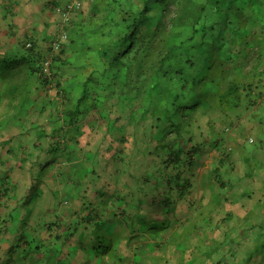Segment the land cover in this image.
Instances as JSON below:
<instances>
[{
	"label": "trees",
	"instance_id": "obj_1",
	"mask_svg": "<svg viewBox=\"0 0 264 264\" xmlns=\"http://www.w3.org/2000/svg\"><path fill=\"white\" fill-rule=\"evenodd\" d=\"M170 1L174 3L176 0H94L90 23L75 21L74 27L69 29L75 37L69 39V43H63L62 49L64 52L67 44L73 48L69 60L82 72L69 79L71 84L63 88L70 96L65 105V121L73 122L102 105L105 108L112 94L117 99L114 105L130 109V119L136 123L142 122L146 117L140 118L139 115L147 112L155 118L153 129L157 133L150 137L156 139L154 152L159 154L160 166L154 173L147 174L146 179L154 183L157 191L166 187L161 200L164 206L169 207L165 214L173 212L174 193L179 200L186 197L191 187L187 172L193 169L205 151L206 143L197 142L196 112L202 111L209 117L207 123L212 129L214 114L222 112L227 115L245 104L246 108L256 105L261 97V92L257 97V87L264 86V40H257L261 35L264 37V0H180L171 28L156 40L159 32L156 27L160 25L158 19ZM256 24H260L263 31L254 32V44L241 40L243 27L251 34ZM24 46L25 53L19 56L21 58L0 59L3 80L17 74L15 65L27 63L26 83H17L10 90L12 95L16 93L14 97L19 93L22 95L16 116L8 118H16L17 122L30 111L34 102L33 78L41 80L44 86L57 83V80H49L41 73L40 65L46 55L34 43L31 48ZM249 51L254 54V62H250ZM60 58L57 55L54 58L56 69L62 62ZM58 85L61 87L60 83ZM71 92L75 95L72 96ZM14 97L13 100L16 99ZM60 128L64 129V125ZM211 132L215 137L213 145L219 149L223 132L217 133L214 129ZM11 142L12 139L6 141L3 147L11 149ZM53 143V149L58 150L60 141ZM25 158L23 162H27ZM9 172L0 171V178L5 179ZM4 190L5 195L11 192L9 187ZM66 193L63 200L70 201V189ZM98 195L102 198V205L88 203L81 210L87 212L81 221L83 229L93 239L90 245L83 240L79 249H84L89 256L103 258V262L109 256L115 257L118 264L128 262L119 254L123 241H132L134 237L147 238L149 233L159 240L165 235L163 231H168L171 226L166 217L149 218L138 210L130 215L128 210L132 205L122 191L117 192L115 198L104 192H98ZM36 196L39 194L35 193ZM67 224L59 219L56 231ZM102 227L103 234L100 233ZM66 234L68 237L75 235L73 232ZM186 234L181 237L183 240ZM33 236L30 240L25 231L24 249L20 244L13 245L11 252L16 256L11 255L10 258L27 263L26 257L30 259L33 254L36 260L31 264L63 263L56 255L50 258L54 246L39 239V235ZM64 237L59 233L55 239L59 241ZM180 243L182 241L175 242L177 246ZM182 253H186L185 250ZM137 257L139 260V255Z\"/></svg>",
	"mask_w": 264,
	"mask_h": 264
},
{
	"label": "rangeland",
	"instance_id": "obj_2",
	"mask_svg": "<svg viewBox=\"0 0 264 264\" xmlns=\"http://www.w3.org/2000/svg\"><path fill=\"white\" fill-rule=\"evenodd\" d=\"M93 1L84 0L83 8L73 16L70 23L62 24L60 18L55 38L60 35L63 27H67L68 40L73 39L75 36L69 29L74 27L75 21L89 24ZM179 3L180 0L174 3L170 1L164 8V13L158 19L160 25L156 27L159 31L156 40L161 38L160 35L165 30L171 28ZM242 31L249 36L244 37L245 35L241 32V40H248L254 44L256 40L254 32L260 33L263 30L260 24H256L251 34L247 28L243 27ZM257 40H264L263 35ZM41 53L46 56H56V54H50V50L48 54ZM249 53L250 62H254L253 52L249 51ZM57 56L62 59V62H59V68L56 69L57 83L44 86L41 80L33 78L32 93L34 95L40 93L53 109L66 113L64 75L60 78V73L66 72L69 68L63 63L68 65L69 63L65 62L62 53ZM26 65L25 62L15 65L14 71L17 74L14 77L3 80L0 75L1 166L4 159L7 160L9 157V154L7 156L4 151L6 148L3 144L11 140L10 138L14 137L19 128L16 118H8L16 116L22 95L19 93L14 97L16 93L12 95L10 90L17 83L21 85L26 83ZM248 68H250L249 65ZM262 76L264 80V75ZM260 92L261 97L256 105L246 108L245 104V107L239 108L240 110L236 112L229 111L227 115L221 112L213 115L215 122L212 129L217 133L223 132L219 149L213 145L215 137L211 132V126L207 123L209 117L202 111L196 112L197 142L204 141L206 146L203 155L198 157L197 164L187 172V176L191 179L187 198L179 201L177 194H173L172 199L176 200L173 201L174 208L169 220L172 223L168 231L166 229L163 231L165 235L163 234L162 238L156 240L149 235L147 238L134 237L132 241H123L119 254L128 259V262L124 264H175L180 261V258L189 261L195 260L196 257L198 261L202 260V264H264V86L260 89L257 87V97ZM112 95L111 101L105 108L102 105L86 115L88 125L94 126V129L91 126L92 132L95 126L100 125L96 132L103 134V140H100L97 133L92 137L90 145L103 150V163L96 166V169L94 168V171L90 173L91 176L88 178L90 180L85 182L86 191L84 188L80 191L79 195L84 197L85 202L76 201L73 208L70 207L72 203L63 200L66 190H69V184L66 180L53 179L52 175L56 176L57 170L60 169L57 168L58 165L53 170H49L52 171L51 173L35 166L42 158H51L50 153L46 154L45 150L52 141L39 143L41 149L36 145L38 147L36 155L24 152L25 156H28L25 158L27 161L25 164L18 162L15 165L14 161L11 163L7 160L10 165H15L14 170L8 168L12 170V174L15 173L19 187L14 191V198L10 194H4L5 186L0 187V264L35 263L36 256L33 254L30 259L26 257L27 263L22 259L14 261L10 258L11 255L16 256L11 252L13 245L20 244V248L24 249L25 231L30 240H33L35 234L39 235V239L50 244L49 246H54L55 250L52 251L50 258L56 255L63 261L61 264H118L113 256L105 257L103 262V258L89 256L84 249H79L83 240L86 245H90L93 239L89 234L86 235L87 231L83 229L84 223L81 222L87 212H80V209L82 210L88 203L102 205V198L98 192H104L115 198L116 192L122 190V194L127 196V201L132 205L128 210L130 215L138 210L140 213L147 214L149 218L161 219L168 212L169 207L161 203L166 187L157 191L154 183L146 179L147 174L154 173L157 166H160L159 154L154 152L157 148L156 139L150 137L157 133V130L153 129L156 120L147 112L144 115L140 114V118H146L136 123L130 119V109H123L119 104L114 105L117 99L115 94ZM12 97L16 98L15 101ZM255 99L256 96L253 101ZM110 109L111 112H109ZM28 149L30 150L29 147ZM225 155L227 158H224ZM4 170L5 168L0 167L1 172ZM41 172L46 176L47 182L43 185V189L41 188L43 193L35 197L38 185L36 178ZM82 174L80 172V175ZM59 186L61 189H58ZM74 210L77 211L76 214L73 213ZM100 213L103 216V212ZM59 219L68 224L63 226L62 230L56 231V222ZM77 228L80 233L68 237L66 233L70 234ZM175 232H177L176 235ZM59 233L65 237L57 241L55 236ZM100 233L103 234V227ZM184 234H186L185 240L181 238ZM176 241H182L180 244L187 246L188 252L180 253L177 247H174ZM154 247L156 250L152 252ZM195 249L199 250L198 254Z\"/></svg>",
	"mask_w": 264,
	"mask_h": 264
},
{
	"label": "crops",
	"instance_id": "obj_3",
	"mask_svg": "<svg viewBox=\"0 0 264 264\" xmlns=\"http://www.w3.org/2000/svg\"><path fill=\"white\" fill-rule=\"evenodd\" d=\"M68 1L69 0H0V59L7 60V57L17 58L22 56L25 53L24 45L26 42L34 43L38 50L48 54L50 45L58 33L61 18L55 8L57 5H63ZM72 50L73 48L67 44L64 48V52L61 51L56 54L62 53L65 62L69 63V65L66 64L67 67H69L66 72L60 73V78L61 75H64L65 88L71 84V81H68L69 79L82 73L80 72V67L75 66L70 62L71 60H69L73 55ZM52 53V50H50V54ZM72 88L73 87L70 89ZM71 95L74 96L75 93L71 92ZM34 97L35 100L31 103L30 111L26 112L21 121L17 123V126H19L18 131L15 133L14 137L12 136L13 138H10L12 139V148L4 150L7 156L9 154L7 160L11 163L14 161L15 165H17L18 162L20 164L21 162L25 164L26 162H23L22 159L28 157L25 156L26 154L36 155L39 143L52 141L45 150L46 154L50 153L51 158L41 157V161H37L35 166L39 167L40 170L51 173L52 171L50 172L49 170H53V168L58 165L57 168H60V172L57 170L56 176L52 175V177L59 181L66 180V183L69 184L68 187L72 194L71 197L68 198L70 201L65 202L72 203L70 207L74 208V202H80V200L85 202L84 197H80L79 195L80 191L82 188L86 191L85 182L90 180L88 179L91 176L90 173L94 171V168L96 169V166L103 163V150H101L100 147L94 148L90 145L92 137L97 133L99 134L100 140H103V134L101 132H96L100 125L95 126V130L92 132L91 126L93 129L94 126L92 124L88 125L86 115H81L73 122L65 121V113L57 112L56 108L53 109L52 105H48L49 102L44 100L45 98L41 97L40 93H37ZM69 97L67 91L65 98L68 99ZM61 125H64V129L60 128ZM57 140L60 141V145L58 150H55L53 149V142ZM36 145H38V147H36ZM5 159L3 166H1L2 163H0V167L5 168V170L9 169L10 172L5 179L3 178L4 182L2 178H0V187L5 186L11 188L13 192H10V196L14 198V191L19 187V184L16 182L17 179H15V173L12 174L11 170H14L15 165H10ZM42 172L38 173V178H36L38 179L37 192L39 195L43 193L42 187L47 182V178ZM80 172L83 174L80 175ZM59 188L61 189V186H59L58 189ZM121 191L122 190H118V192ZM66 195L67 193L64 194L65 197ZM62 197L63 196H61V198ZM186 198L187 197L182 200ZM175 200L176 199H173V201ZM80 212H78V214ZM73 213L76 214L77 211L74 210ZM170 215L171 214H167V216L164 215L163 218L166 217L169 221ZM72 232L78 235L80 230L73 229ZM149 234L152 235V233ZM175 234H177V232H175ZM174 247H177L180 253L184 250L186 253L188 252L187 246L185 245L179 244L177 246V244H175ZM181 247L183 249H181ZM155 250L156 248L153 249L152 252ZM195 252L198 254L199 250L195 249ZM175 264H202V260L198 261L197 257L195 260L189 261L180 258V261Z\"/></svg>",
	"mask_w": 264,
	"mask_h": 264
},
{
	"label": "built area",
	"instance_id": "obj_4",
	"mask_svg": "<svg viewBox=\"0 0 264 264\" xmlns=\"http://www.w3.org/2000/svg\"><path fill=\"white\" fill-rule=\"evenodd\" d=\"M84 5V0H69L67 3L63 5H57L56 11L61 16L62 24H68L71 22L73 16L79 12ZM68 30L66 27L62 28V32L60 35L54 39L51 44V49L53 54H57L62 51L63 43H66L68 40ZM26 46L28 48L33 47L32 42H27ZM54 55H48L44 57L41 62V73L44 77L48 78L49 80H54L56 77V68L54 62Z\"/></svg>",
	"mask_w": 264,
	"mask_h": 264
}]
</instances>
